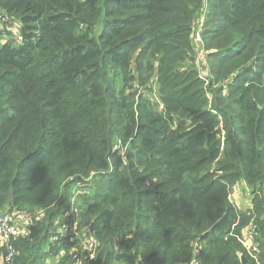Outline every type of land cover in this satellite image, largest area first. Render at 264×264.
<instances>
[{"label": "trees", "instance_id": "16d2710c", "mask_svg": "<svg viewBox=\"0 0 264 264\" xmlns=\"http://www.w3.org/2000/svg\"><path fill=\"white\" fill-rule=\"evenodd\" d=\"M0 10L23 35L0 44V212L45 210L16 243L17 264H47L52 220L91 175L109 183L80 204L98 242L85 263L187 264L200 240V264H264V0H0ZM202 16L213 77L181 75ZM155 69L190 124L174 129L153 102L137 104ZM118 140L130 142L126 163ZM242 180L252 211L228 199ZM252 220L256 255L242 243Z\"/></svg>", "mask_w": 264, "mask_h": 264}, {"label": "rangeland", "instance_id": "374dc122", "mask_svg": "<svg viewBox=\"0 0 264 264\" xmlns=\"http://www.w3.org/2000/svg\"><path fill=\"white\" fill-rule=\"evenodd\" d=\"M200 19L203 20L205 23V26H204V29H205L204 30V45H205L206 49L209 50V52L210 51L212 52V50L209 49V46L207 43V38H206L207 29H208L207 17L202 16ZM20 27H21V23L16 18L9 17L8 15L5 14V20L3 21L2 24H0V44L5 43V42H9V41L13 42V40L14 41L16 40L14 43L20 42V40L17 38V35L21 33ZM191 39L193 41V31L191 34ZM135 57H136V55H135ZM253 60L256 61V59H253ZM211 67H212V64L210 65L208 63V68L205 72L206 73L205 76L213 77ZM195 68H196L195 63L185 61L184 67H181L179 72L181 73V75H185L186 73L190 74L191 72L194 71ZM134 70H135V68H134ZM156 70L157 69H155V73L148 78L146 85L137 87V89H136L137 93L135 95V100H136L137 104L142 99H147V101L153 102L156 105V107H154L155 113L162 115L163 117H165L167 119H171L172 120L171 121L172 127L174 129H176L175 127H177L179 122L185 123L186 125L190 124L191 120H192V116H188L187 113L185 111H183L184 110L183 107H177V102L173 99L170 101L169 104H167L165 102V98H167L168 95L165 96L164 86L160 84L159 78H158L159 75L157 72L158 70L157 71ZM136 76H137V74H136ZM122 118L125 121V123L123 125V127H125L128 124V122L126 121L124 116ZM134 134H137L136 130L134 131ZM218 137L220 138L222 136L218 135ZM117 142L118 143L115 146V148L117 149L116 151H119V154L121 155L122 160L124 161V163H126V160H127L126 157H127V152L129 150L130 142H127L126 144L122 140L121 141L118 140ZM223 147H224V143L222 144L221 149H223ZM109 165L112 166L113 161H109ZM213 170H214V172L219 173L216 163L213 164ZM215 170H217V171H215ZM221 174H223V173H220V175ZM107 182L109 183L107 178H96L94 175H91L85 179H82L81 181H79L75 184L74 191H73V198L71 200L70 206L59 217L60 219H57L58 218L57 217V218H54L52 220L53 225L50 226L51 231H53L54 226H56V228L58 230L56 229L57 230L56 232L53 231L52 235L50 236V234H49V236L46 239H44V241H43L42 246H43V248H45V252H47L48 256H49V260H48L47 264H56L66 254H68V253L73 254L74 249H81L82 241L87 234H89L90 238H94L95 241H97L95 231L92 229V227L83 226L84 224L82 223V213L80 210V204H83V206H86L87 202H89L90 200L91 201L94 200L96 191H98V190L104 191L105 188H107ZM240 183H241V181H240ZM240 183H237V185H236L237 188L235 186L234 191H232V193L235 194V192H237V189L239 188L238 184H240ZM248 189H249L248 191L246 189H244V191H245L244 197L246 198L244 205L247 207V204H248L249 208L247 210H249L251 208L250 211H252V210H254L255 205L253 203L249 204V200L247 198H249V197L254 198V194L252 192V189H250L249 186H248ZM247 192H248V194H250V196L247 195ZM234 202H235L237 207L240 205L238 207V209L246 210L242 207V206H244L242 204V202H239V205H237L236 198L234 199ZM252 202H253V200H252ZM72 208H74L76 210L74 212V218L77 219L78 238L74 242H71L70 239H71V237L74 236V232L72 231V228H71L68 230L67 235L65 237H63V239H58L55 241V238H56V236H58L59 232H62L64 230L63 226L65 224H71L72 223V221L74 219L73 216L68 217V213L72 210ZM44 211L45 210L31 209V208L24 206V205L8 204L5 208L2 209L0 214L8 213L11 216H13V218H16V219H18L19 217L29 216V217H31V219L33 218V222H34L33 225H35V220H37L36 217L42 215ZM30 234H33V233H30ZM26 237H24V238H26ZM69 245H71V246L69 247ZM97 245H98V242H97ZM66 247L69 250H66ZM17 250H18V256L16 257L15 261L12 264H17V260L20 256V254L22 253V249H21L19 244L17 246ZM74 262H75L74 256L72 255L71 264H74ZM85 264H87V263H85Z\"/></svg>", "mask_w": 264, "mask_h": 264}, {"label": "built area", "instance_id": "2783aa9c", "mask_svg": "<svg viewBox=\"0 0 264 264\" xmlns=\"http://www.w3.org/2000/svg\"><path fill=\"white\" fill-rule=\"evenodd\" d=\"M5 20V14L0 10V24ZM204 26L205 23L203 20L199 19L193 29V42L196 47V56H195V65L196 69L202 74L206 75V70L209 63V50L206 49L204 45ZM17 38L22 41L23 35L20 33L17 35ZM234 191V190H233ZM230 202L234 203V193L228 196ZM236 205V204H235ZM238 205V204H237ZM76 210H72L68 213L69 216H73ZM33 218L29 216L19 217L18 219L13 218L8 213L0 214V245L2 251L0 253V264H12L16 257L18 256V250L16 243L22 238L30 234V227L33 224ZM72 228L74 236L71 237V242H74L78 238L77 232V219L74 218L71 224H65L63 226V231L59 232L56 236L55 241L58 239H63L67 235L69 229ZM258 230L259 226L256 221L252 220L242 231V243L245 249L251 254H259L261 251L260 243L258 242ZM97 246V241L94 238H90L87 234L81 245V249H74V264H85L86 253L94 252ZM203 243L200 240H197L193 243L192 246V255L193 258L188 264H200L199 258L203 250Z\"/></svg>", "mask_w": 264, "mask_h": 264}, {"label": "crops", "instance_id": "0c3cea01", "mask_svg": "<svg viewBox=\"0 0 264 264\" xmlns=\"http://www.w3.org/2000/svg\"><path fill=\"white\" fill-rule=\"evenodd\" d=\"M238 185H239V188L237 189V192H235L234 196H235V198L237 200V204L238 205H239V202H242V204L244 205L245 204V200H246V198L244 197V192H245L244 189H246L247 191L249 189H248V186H247V184H246V182L244 180H242L241 183L238 184ZM236 188H237V186H236ZM247 195L250 196V194H248V192H247ZM247 199L249 200V204L252 203L253 197H251V198L249 197ZM242 207L247 210L249 208V205L247 204V207L245 205L242 206Z\"/></svg>", "mask_w": 264, "mask_h": 264}, {"label": "water", "instance_id": "95a60500", "mask_svg": "<svg viewBox=\"0 0 264 264\" xmlns=\"http://www.w3.org/2000/svg\"><path fill=\"white\" fill-rule=\"evenodd\" d=\"M9 198L12 200L14 199V191H13V188H11L10 192H9ZM246 263V261H245Z\"/></svg>", "mask_w": 264, "mask_h": 264}]
</instances>
